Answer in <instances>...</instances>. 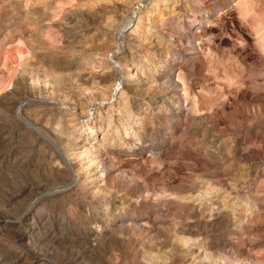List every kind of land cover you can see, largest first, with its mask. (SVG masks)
<instances>
[{"label": "rangeland", "instance_id": "1", "mask_svg": "<svg viewBox=\"0 0 264 264\" xmlns=\"http://www.w3.org/2000/svg\"><path fill=\"white\" fill-rule=\"evenodd\" d=\"M0 264H264V0H0Z\"/></svg>", "mask_w": 264, "mask_h": 264}, {"label": "water", "instance_id": "2", "mask_svg": "<svg viewBox=\"0 0 264 264\" xmlns=\"http://www.w3.org/2000/svg\"><path fill=\"white\" fill-rule=\"evenodd\" d=\"M19 117H21L27 124H29L31 127H33V125L26 119L24 118L20 113H18Z\"/></svg>", "mask_w": 264, "mask_h": 264}, {"label": "bare ground", "instance_id": "3", "mask_svg": "<svg viewBox=\"0 0 264 264\" xmlns=\"http://www.w3.org/2000/svg\"><path fill=\"white\" fill-rule=\"evenodd\" d=\"M115 53H117V51L116 50H112L110 55L114 57Z\"/></svg>", "mask_w": 264, "mask_h": 264}]
</instances>
